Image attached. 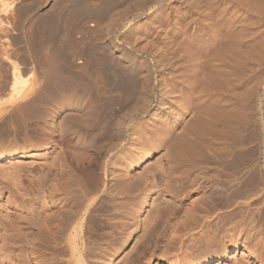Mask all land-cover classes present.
<instances>
[{
	"label": "bare ground",
	"instance_id": "1",
	"mask_svg": "<svg viewBox=\"0 0 264 264\" xmlns=\"http://www.w3.org/2000/svg\"><path fill=\"white\" fill-rule=\"evenodd\" d=\"M27 1L35 0H0V13L15 12ZM134 1L137 9H133L136 13L131 18L116 17L105 27L102 25L103 29L94 25L104 39L96 46V72L109 75L113 89L126 94L124 99L120 97V103L117 95L103 97L99 86L82 71L84 68L77 66L84 61L75 63L70 54L58 60L57 71H36L37 63H30V67L16 63L9 73L2 68L0 162L12 163L39 145L51 144L53 154L45 178H38L36 189L41 199L30 200L27 209L24 205L20 214L11 218L7 214L8 222L3 219L0 223L4 230L0 236V264H113L142 203L151 200L153 208L143 220L146 233L164 213L166 220L172 221L177 215L176 201L186 197L191 188L201 193V202L195 201L196 207L190 204L193 210L180 223L185 231L179 232L180 241L197 229L210 235L235 231L241 225L237 218L245 214L242 205H250L242 200L252 192L264 191V52L256 54L258 43H254L261 34L254 25L264 24V0ZM254 4L261 12L254 11ZM87 11L73 4L67 7L65 18L68 21ZM99 12L96 7L95 16ZM50 14L47 26L61 16L55 11ZM64 36L69 40L71 33L66 31ZM134 39L141 40L143 49L147 48L140 55L136 54L138 43L135 46ZM245 49L246 62L250 60L241 64ZM227 59L236 62L231 67L237 68L242 77L232 68L231 77H238L232 79V72L226 73L227 67L223 66H228L227 61L224 63ZM252 96H256L259 116L248 122L249 114L246 119L242 111L244 116L250 110L248 100ZM54 108L60 116L56 123L59 139H47L51 141L44 144L39 126L46 124ZM250 121L251 133L246 125ZM55 132L53 129L49 135L53 137ZM251 138L255 142L253 149L249 147ZM208 143L224 144L226 148L211 151L205 147ZM155 155L165 157V163L157 160L138 170ZM20 166L15 164L13 169L10 167L14 172H8L13 173L15 181H21L15 178ZM196 169H213L220 180L215 186L196 181L187 188V179L190 177L192 183L190 173ZM22 186H17V192L23 190ZM164 194L174 195L167 198ZM257 210L256 219L250 217V221L256 224L255 236L264 257V208ZM173 229L176 235L179 230ZM149 232L153 236L156 231ZM244 232L247 237L246 229ZM210 240L203 255L193 256L186 251L191 255L182 258L171 254L173 264L181 259L183 264H218L228 257V247ZM132 248L135 251L138 247ZM167 249L162 251L164 258L169 255ZM139 251H135L138 256Z\"/></svg>",
	"mask_w": 264,
	"mask_h": 264
},
{
	"label": "rangeland",
	"instance_id": "2",
	"mask_svg": "<svg viewBox=\"0 0 264 264\" xmlns=\"http://www.w3.org/2000/svg\"><path fill=\"white\" fill-rule=\"evenodd\" d=\"M115 1H117V0H97V1L96 0H84V2L82 0H66V1L65 0H52V1L49 0L47 2L46 1L44 2V0L43 1L42 0H40V1L35 0L34 2L33 1L32 2L27 1V2L23 3L22 5H19V8H17V10L15 12L11 11L12 13L8 12L6 14L0 13V15H1L0 16V72L3 68L6 70L8 69V73H9V71H11L13 65L16 63H21L24 66H29L30 63H33L34 65L37 63L35 65L36 71H41V72L43 70L44 71H46V70L47 71H51V70L57 71V69L59 68L58 60L68 56V55L67 56H64V55L70 54L71 60L75 61V63H78L79 61L82 62V60H83L86 64V61H88V64H87L88 66L85 65L84 62H82V64H84V65L77 64V66H79V67L81 66V68H84L88 71L87 72L84 69L82 70L85 74L87 73L86 76L89 77L88 79H90V81H94L93 83H96L95 85L97 87L99 86L98 88H100L99 90H101L100 93L102 94L103 97L105 96L107 98L109 96V94H113L115 96L117 95V99H118L117 101L120 103V100H119L120 97L122 100L126 97V94L121 93V91L118 89H113L114 88V87H112L113 82H111V81H113V80H111L112 78L110 77L111 79L110 78L108 79L107 77H109V75L105 76V74H101V72H96V67L94 64V61L96 60L95 59L96 53H98L97 51H99V50H96V46L100 45V43L104 41L103 37L100 38L102 35H100L99 33L96 32L95 26L99 24L98 26L101 27V29H103V27H105L107 25V23L110 22V20L115 19L116 17H117V20L120 18L124 19L123 17L131 18V16L136 13V11H134V10H135V8L137 9V7L135 6L134 0H124V1L119 0V3H118V1L117 2H115ZM178 1L179 0H175V2H178ZM67 2H69V3H67ZM97 3H98V5H97ZM73 4L76 5L77 7H86L88 10L87 14H81L82 16L78 15L77 18L74 17V18L67 21L65 18L67 7H69ZM87 4H89V5H87ZM108 4L111 6L109 7ZM131 4H133V5H131ZM96 7H97V11H100L99 15H97V16H95L96 15V13H95ZM100 7L101 8L103 7L102 8L103 10ZM256 7L257 6H255V4H254L252 7L255 9L254 11L255 12H261V9L256 8ZM107 9H108V11H107ZM52 11H55L58 15H61V16H58L60 19L57 18L55 24H53L52 26H47V23L49 24L48 21H49V18L51 16L50 13H52ZM120 12L121 13L123 12L122 13L123 16ZM126 12H128V15L126 14ZM118 14L121 15L122 17L121 16L119 17ZM103 15H104V17H103ZM110 15H112V16H110ZM113 16H115V17H113ZM62 17H63V19H62ZM80 18H81V20H80ZM101 19H103V20H101ZM99 20H101V21H99ZM73 21H75V23ZM97 21H99L100 23ZM71 22H73V23H71ZM72 25H73V28H72ZM102 25H103V27H102ZM261 25H264L263 22H262V24L258 23V24L254 25L256 28L257 27H258V29L260 28L259 31L261 33L257 38L259 40L258 41L256 40L254 43H256V44L258 43L256 50H255V51H257L256 54L261 53V55H263L262 52H264V50H263L264 49V47H263V45H264V41H263L264 40V29L263 28L264 27H262ZM119 28L120 27H117L115 29L119 32L121 30ZM262 29H263V31H262ZM66 31H69L71 33V36L69 38L70 41L67 38H65V36H64V38L66 40L63 38V35H65ZM50 35H51V38H50ZM98 35H100V36H98ZM117 39L119 40L120 38H117ZM83 40H84V42H83ZM140 41L141 40H139V42H138L137 39L136 40L134 39V42H133V44L135 46L138 43V45L136 46V54H138V55L142 54L143 51H145L147 49V48L143 49L145 46L144 45L141 46L142 42H140ZM63 42H65V43H63ZM68 42H70L71 44ZM248 47H244V48H246L248 50ZM63 48H64V50H63ZM244 48L242 50H244ZM246 49L243 52V54L245 52H247ZM55 50L59 51V52H56ZM78 50H79V53H78ZM249 50H248V52H249ZM74 52H76V53H74ZM134 52H135V49H134ZM73 53L76 54L75 57H74ZM247 53H246V56H245V54L243 55V58L245 60L242 59V61L244 60V62H242V63L239 62V63H241V64H244V63L246 64L247 62L249 63L250 59L246 62V57H248ZM72 55H73V57H72ZM58 56H60L59 59H58ZM240 57L242 58V55ZM240 57H239L238 61H241ZM237 59H235V60L237 61ZM91 60L93 63L91 62ZM34 61H35V63H34ZM226 61L228 63H226ZM89 62H91L90 65H89ZM229 62H230V64H229ZM38 63H39V65H38ZM224 63L228 64V66L230 65V67H229L230 69ZM224 63H223V65H226V66H223V67H227V69L223 68L225 71L227 70L226 73L233 69V67H231V66H233L234 64L236 65V62H234V64H233L232 59H227L224 61ZM92 64L94 66H92ZM238 65H240V64H238ZM38 66H39V70H38ZM235 70H237V72H234ZM232 71L234 73L240 74L239 75L240 77L243 76L240 73V71H238L237 68L233 69ZM232 71H230V72H232ZM233 72L230 74V77L232 74L234 75ZM89 74L91 77L88 76ZM230 77L228 75V78H230ZM233 77H238V76H236V74H235V76L231 77L232 79H235ZM9 79H8V81H9ZM0 80H1V78H0ZM117 90H118V92H117ZM239 91H241V90H239ZM117 101L115 103H118ZM248 102H250V103H249V108L248 107L247 108L250 110L248 112L246 111L244 113V116H243V111H242V117L247 119L246 115L248 113L249 115H248V119L246 121L249 122L250 118L251 119L254 118V119H252V121H254L255 117L258 118L259 115L256 111V108H257L256 107L257 106L256 96H252L251 98H249ZM118 104H117V106H118ZM124 109H126V108H124ZM54 110H53L54 111L53 114L51 116H49L48 119L46 120V124H44V125L40 124V126H39L40 132H41V136H40L41 139L40 140L43 141L44 144H46L47 142H50L53 139L56 140L58 138L57 135L58 134L60 135L59 126L57 125L59 122L60 116L56 114L57 111L55 108H54ZM250 114H251V116H250ZM252 121H250V123H246V125L248 124L247 128L249 126L248 129L246 128L247 132L249 131V133H251L253 131V122ZM53 129H55L56 132L54 133V135L52 137L49 134L51 131H53ZM247 132H246V134H249ZM47 139H51V140H47ZM251 140H253V138H251L249 140V143H250L249 147L253 149L252 146H254L255 142L254 141L252 142ZM43 143H42V145H43ZM205 147H207V149L211 150V151H213L212 149L226 148V146L224 144H218V143H216V144L208 143ZM247 147H248V145H247ZM52 150H53V148H51V144H49V146L48 145L47 146L39 145V147L36 146V148L28 149L27 153L23 157H21L20 159L14 161L12 163L0 162V169H1V171H0V223L1 224H3L2 223L3 219H5L4 222L5 221L8 222L9 219H6L7 214H9V216L11 215L9 218H11L13 216H17L18 213L20 214V212L23 209L24 210H25V208L27 209V207L29 206L30 200H32V199L34 200V198L37 199L40 197L39 192L37 191L38 184H39L38 178L41 175H42V178L43 177L45 178V176H43V175H45V172L47 171L46 166L48 165V162H50V160L52 158L51 157V154H53ZM159 155L158 156L155 155L151 159L144 161L139 166L138 170L149 167L151 165L150 164L151 162H155L157 160H162V162L165 163V157L163 158L162 155L159 157ZM14 163L17 164L18 167H19V165H22V166H20L21 170L20 169L16 170L20 173H17L18 176L15 177V178L19 177L16 180L19 179L21 181L13 180L12 178H14V177H12V175H11L13 173H10V174L8 173V172L13 171L12 166L15 165ZM253 163L255 164V161H253ZM9 165H12V166H10V167H12V169L9 167ZM6 170H9V171H6ZM3 171L5 174L3 173ZM195 171L193 172L194 174L190 173V174H192L191 175L192 183H190L191 182L190 177H188V179H187L188 180L187 185L190 184L189 186H187V188H190L191 185H194L196 181L197 182L199 181L198 183H201V185H203V183L207 185V183L210 182V183H212V185L215 186L218 183V181L220 180L218 178L217 174L215 173V170H213V169H210L207 171H206V169L205 170L201 169V171L196 169ZM203 171H205V172H203ZM201 173L204 174L206 177L204 175H202ZM190 174H189V176H190ZM198 176H199V178H197ZM201 176L202 177L204 176V177L201 179ZM193 178H194V181H193ZM44 180H47V179H44ZM200 181H202V182H200ZM205 182H207V183H205ZM15 184H17V185H15ZM17 186H22L23 190H20V192H17L18 191ZM191 189L187 190L188 192H187L186 197L176 201V205H175L174 210L177 211V212L175 211L177 213V215L175 218H173L172 221H171V219L166 220L168 218L165 216V213H164L163 214L164 216L162 218H159L158 221L154 224V226L152 228L148 229L146 231V233L143 230L144 229V224H143L144 221L143 220L145 217L150 215L153 208H152V206H150L151 200H148L144 204L142 203L143 205L141 204L140 208H138L139 213L136 214V216L133 220L134 223L130 224V225H132V226H130V230H129L130 234L128 233L129 236H126L121 250L118 252L116 257H114L113 264H121V262H122V264H124L125 262L132 264L131 263L132 261L135 264H139V262L141 261V258H143L142 256H144V255L145 256L142 259V261L140 262V264L141 263L142 264H171V263L173 264L174 261H172L173 259L170 258V256H172L171 254H173V256L174 255L181 256L182 258H183V256H185L187 254L191 255V253L193 254V256H195L197 254L199 255L200 253H201L200 255H203L206 252V250H205L206 245L205 244L208 242V239H211L210 241L211 242L213 241L214 244L217 243L216 241H220L218 243H220V244L222 243L221 244L222 246L225 245V247H228L227 248L228 249V257H226L225 259L218 262V264H262L261 261L264 260V257L261 255V252H260L261 251V244L257 241L256 236H255V231H256L255 225L256 224L254 222L250 221L251 220L250 217H252L253 219H256L257 211H258L257 209L258 208L259 209L264 208V191H262V193H260V194L252 192V193H250L251 195L249 196V198H245L242 200V201L247 200V202L250 205H248V206H247V204L242 205L243 206L242 210L245 214L242 213L243 215L241 217L237 218V221H241V225L237 230H235V231L230 230L227 233H215V234L211 233L212 236L210 235V233H207L208 234V236H207V234H203L202 231L198 232L199 229H197L194 232H190L191 235L188 234L190 236V238L187 235L185 237H182V240L180 241V239H181L179 237V235H181L180 233L185 232L182 229V227H180V223H182L183 220H185V218L188 219L186 214H188L189 211H191V209L193 208V207L191 208L192 204H193V206L196 207V205H194V202L199 201L200 194H201V193L199 194V191L193 190L194 188L192 190ZM20 193L21 194L24 193V196L19 195ZM169 194H171V193H169ZM169 194H164V196L169 198L170 196L174 195V194L173 195H169ZM41 197H42V195H41ZM41 197H40V199H41ZM192 201H193V203H191ZM199 202H201V201H199ZM190 204H191V206H190ZM16 205H18L19 207H15ZM24 205H25V208L23 207ZM178 205H180V208H182V209H179ZM177 206H178V208H177ZM194 209H196V208H194ZM185 210H188V211H185ZM224 211H226V210L224 209ZM23 214H26V213L23 212ZM164 221L166 223H164ZM168 221H170L171 223ZM214 221H216V220H213L212 224L214 223ZM184 222H186V221H184ZM168 223L170 224V226ZM167 225L169 228L167 227ZM148 227H150V226L148 225ZM135 228H136V230H135ZM173 228H176L179 230L176 232V235H174V233L171 231V230H174ZM0 229H1L0 230V236L2 238V233L4 230L1 227H0ZM245 229H246V232H248L247 237H246V233L244 232ZM150 230L156 231V232H153L154 233L153 236L151 235L152 233L149 232ZM241 230H243V231H241ZM240 231H241V233H240ZM149 235H150V237H149ZM209 235L212 238H209ZM176 236H178V237H176ZM203 236L208 237V238H204ZM136 237L138 238V240H136L137 239ZM202 237H203V239H202ZM245 238H247V239L245 240ZM154 239L157 240V242L159 243V246H158V244L155 245L154 242H156V241ZM141 240H142V242H141ZM200 240H202V242L204 241L203 242L204 244ZM205 240H206V242H205ZM137 241H138V243H137ZM188 241H190V242H188ZM117 243H120V240H117ZM199 243L201 244V247L199 245H197ZM168 244H170L173 248L170 247ZM192 244L193 245L195 244L194 246H196L197 249L199 248L198 250H200V251H198L196 249V247L194 248V246H192ZM154 245L156 247L158 246L157 249L155 248ZM167 245L170 247V248L167 247L168 249H171V250L174 249V250L171 251V250H168L167 248H165ZM203 245L205 248L203 247ZM133 246L135 248L138 247L137 250L135 249L136 252L139 251V249L140 250L142 249L143 251L142 250L141 251L143 252L144 255L141 253V251H139L140 252L139 253L140 257H139L138 254L135 253L134 248H132ZM142 246H144V247H142ZM179 246H181L183 248H181V250H180ZM235 247H236V250L234 249ZM164 248L167 249V251L169 252V255L165 256V258L162 256V254H163L162 251L165 250ZM177 248H179V249H177ZM191 248H194L193 250L196 249L197 252L193 251ZM186 251L187 252L190 251L191 253L189 252L186 254ZM136 255L139 258H137ZM29 257H31V256L29 255ZM134 258H137V260L140 259L138 261V263H137V260H134ZM178 264H183L182 259H181V262ZM209 264H212V262H210ZM215 264H217V263H215Z\"/></svg>",
	"mask_w": 264,
	"mask_h": 264
}]
</instances>
